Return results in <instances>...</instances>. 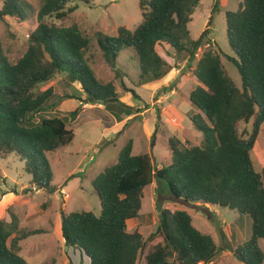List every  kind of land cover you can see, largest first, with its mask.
Wrapping results in <instances>:
<instances>
[{"label":"trees","instance_id":"1","mask_svg":"<svg viewBox=\"0 0 264 264\" xmlns=\"http://www.w3.org/2000/svg\"><path fill=\"white\" fill-rule=\"evenodd\" d=\"M202 1L141 0L143 20L135 30L120 28L116 37L96 35L106 62L116 70L121 53L134 50L140 68L139 86L160 81L172 70L159 47H169L166 54L170 58L187 60L191 67L198 50L210 42V28L197 40L192 39L189 28ZM1 2L0 22L29 18L32 6L26 1ZM93 2L41 0L38 27L17 63L9 60L0 43V157H20L33 187L50 196L58 188L53 185L48 154L73 143L70 120L78 119L81 108L63 118L47 117L54 91L42 92L41 85L66 74L86 94V99H77L82 106L99 102L118 122L135 114L120 101L114 84H104L96 77L86 57L91 47L88 35L77 26L66 27L78 4ZM220 4L221 0H214L208 27ZM226 21L234 53L227 59L237 68L242 88L228 75L221 54L213 50L203 54L194 70L199 85L189 99L198 111L189 119L203 136L201 145L170 138L171 164L157 169L150 156L133 154L134 141L130 140L120 151L118 162L92 183L101 201V215L61 211L66 248L83 253L90 264H138L146 242L139 232H129L128 223L139 218L144 192L154 183L160 197L167 195L188 205L229 209L241 218L250 217L252 235L237 248L235 257L242 264H264V169L259 173L251 156L264 125V0H243L237 11L226 13ZM127 91L139 99L134 91ZM159 210L158 237H152L156 244L146 264L213 263L218 247L213 237L194 227L188 212ZM35 235L38 232L20 231L15 220H0V264H29L21 256L22 243Z\"/></svg>","mask_w":264,"mask_h":264},{"label":"rangeland","instance_id":"2","mask_svg":"<svg viewBox=\"0 0 264 264\" xmlns=\"http://www.w3.org/2000/svg\"><path fill=\"white\" fill-rule=\"evenodd\" d=\"M32 9L26 21L6 18L0 22V43L4 53L12 63L24 57L29 47V36L37 29V10L41 0H24ZM243 0H221L220 11L214 15L212 25L208 27L214 0H203L195 11L190 23L191 37L199 39L202 33L210 28V42H205L198 50L195 61L188 66L187 60L170 58L166 51L169 47H159L163 58L169 62L172 70L160 81L139 86L140 68L137 55L129 49L121 53L117 69L114 70L105 60L98 45L97 34L116 37L120 28L135 30L143 20L140 8L141 0H94L92 4H78L76 12L66 23V27L77 26L91 40L90 50L86 57L96 77L104 84L112 83L120 97V101L134 109L131 117L123 116L122 122L101 103L82 106L78 98L86 94L78 83L72 82L66 74H58L47 84L41 85L40 91L53 89L54 97L49 102L47 117L63 118L69 116L77 108H81L76 121L70 120L75 132L72 144L48 154L54 173L53 185L58 188L55 195H47L44 191L37 194L32 185V177L25 171V162L15 155L8 159L0 157V201L12 205L17 195L25 200L15 206L21 217L22 231L38 232L31 237V242L23 245L22 256L29 264H90V259L78 250L67 249L62 234L56 228L49 230L51 237L44 240L45 232L38 216L50 210L49 216L53 224L61 215V211L91 212L97 217L101 215V201L92 183L105 170L118 162L120 151L130 141H134L133 154L148 155L156 168L161 169L171 164L169 139L180 138L184 143L189 141L193 146L201 145L202 134L196 130L189 116L198 111L190 103L191 92L199 85L194 70L203 54L213 50L221 54L223 65L228 75L239 88L242 79L237 68L230 63L227 56L234 57L227 35L226 13L235 12ZM2 2L0 0V9ZM134 91L136 99L125 87ZM75 99H68V98ZM66 99L61 105L52 107ZM249 131L252 124L248 126ZM122 132V133H120ZM255 168L259 173L264 169V125L254 150L251 153ZM5 193V196L3 194ZM33 198V199H32ZM45 201V203H44ZM13 206V207H15ZM175 212L184 210L193 218V225L199 231L213 237L218 254L211 264H242L235 257V251L252 235V220L241 218L236 211L200 204L188 205L171 197L159 196L157 184L149 186L144 192L143 208L139 218L128 223L129 232H139L146 242V247L139 256L138 264H146L147 256L156 244L157 230L161 218L159 209ZM30 214L25 223L26 214ZM60 223L62 221L60 217ZM44 226V228H43ZM56 227V226H55ZM36 229H39L36 231ZM264 250V240L261 242Z\"/></svg>","mask_w":264,"mask_h":264},{"label":"crops","instance_id":"3","mask_svg":"<svg viewBox=\"0 0 264 264\" xmlns=\"http://www.w3.org/2000/svg\"><path fill=\"white\" fill-rule=\"evenodd\" d=\"M36 193L37 194H41L43 192L42 191H37ZM16 195H17V199H16V201L12 205H8V203L3 202L4 199H2V201H0V220H4L7 223H12L15 220L17 222V224H18L19 230L22 231L21 228H23V227L19 223V222H21V220L18 219V218H21V217L15 211V209H20V208L22 209V206L21 207L20 206H15V204L17 203L16 205H18L20 203L19 200H23L24 201L26 198L23 197L21 194H18V193H16ZM3 196H5V193L3 194ZM30 201H31V199L30 200H25L24 203L29 204ZM44 203H45V201H44ZM13 206H15V207H13ZM49 213H50V210L44 211L43 214L41 213L38 216V219L41 222V224L42 225H45V224L47 225L46 228H44V226H43L44 229H41V230H43L45 232L44 240H49V238L51 237V235L49 234L50 233L49 230H54V228H56V232L58 233V235L62 234V226H61V223H60V217H61V215L59 214V216L57 217L56 224H55V222L53 224V221H52L51 217L49 216ZM30 217L31 216H30L29 213L26 214L25 223H27V221L29 222ZM61 221H62V219H61ZM37 230H39V229H36V231ZM32 232H34V231H32ZM15 236L16 235H14L13 237H15ZM35 236H37V235H35ZM31 237L28 238L27 240H25L22 243L21 256H22V253H23V245H24V243L31 242V240H30Z\"/></svg>","mask_w":264,"mask_h":264}]
</instances>
